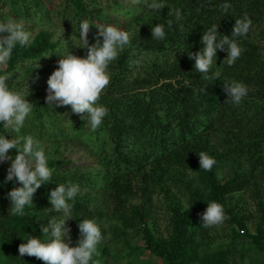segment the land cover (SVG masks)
Instances as JSON below:
<instances>
[{
  "label": "trees",
  "instance_id": "16d2710c",
  "mask_svg": "<svg viewBox=\"0 0 264 264\" xmlns=\"http://www.w3.org/2000/svg\"><path fill=\"white\" fill-rule=\"evenodd\" d=\"M29 1L35 6L39 4L38 0ZM64 2L70 7V18L77 25L84 20L94 25L89 32L92 39H96L99 32L95 25L108 26L106 18L99 14V7H93L96 4L94 0ZM161 2L165 7L160 12L148 8L146 13H135L131 17L133 27L129 29V46L137 51L152 53L168 50L174 53V58L165 65L153 63L145 70L144 77L128 79L125 49L118 60L109 65L111 82L99 101L107 107L109 115L93 138L98 141L102 132L110 145V155L103 152L101 158V176L104 178L105 200L119 214L116 215L119 227H109L108 235L128 248L123 230L136 227L142 243L129 248H142L163 260L164 264L194 261L199 264H227L226 249L212 253L198 251L199 246L194 241L195 225L189 215H199L201 205L218 202L230 217L228 224L242 229V233L233 231L232 240L242 234L247 235L264 251V229L261 227L264 201L254 181V178L264 179L263 171V174L256 172L264 167V0ZM225 4L230 5L228 14L222 11ZM176 10L182 14L179 21L174 15ZM244 17L251 19L252 26L245 37L237 38L244 50L240 59L233 66H228L225 59L217 65L216 71L212 67L210 79L205 80L202 74L196 72L195 60L189 57V53L199 52L204 47L201 43L203 32L213 25H218L221 35L231 38L236 19ZM168 20H172L171 28L167 27ZM122 24V30H128L127 22ZM156 24L165 25L166 38L163 41L152 39L151 28ZM54 48L55 43L48 32L38 31L29 45L15 47L0 75L6 74L11 79L9 72L14 70V74H21L23 65L20 64L24 60H37ZM219 54L224 58L227 56L225 51L218 49ZM39 73V69L26 66L21 76L29 79ZM232 81L248 87V95L240 106L225 102L228 97L224 83ZM205 86L206 93L201 91ZM30 101L34 107L25 120L27 125L35 121L40 123L41 118H48L50 109L56 107L48 106L43 97ZM65 107L72 112L70 106ZM24 130L21 128L20 133ZM4 132V126L0 124V135ZM200 152L216 160L211 171L200 169ZM16 154L14 149L13 158ZM238 161L245 162L242 169L237 166ZM69 163L59 156L48 159V165L53 169L52 182L37 190L33 205L26 207L24 217L12 216L8 212L11 205L7 194L20 184L0 179V264H43L35 257H20L18 247L31 237H38L44 242L50 239L43 236L41 226H47L53 218H61V213L49 209L50 191L59 184H75L80 190L93 186L92 180L85 178L84 174L67 172L64 167ZM224 163L230 165V177L218 179L216 170ZM174 169L192 172L198 187L193 188L192 181L179 176ZM168 180L173 187H180L187 193L190 206H194L195 211L181 210L177 203H169L167 233L165 237H159L147 227L146 219L151 195L156 189L162 190L161 183ZM245 187L253 188L259 211L253 234L247 230L245 219L237 216L226 201L229 194ZM69 203L74 205L73 220L68 221L72 246H76L80 238L78 224L84 219L96 221L103 236L106 234L101 225L104 216L90 199L78 193ZM108 248L105 243L99 245L100 255L94 257L98 264H106Z\"/></svg>",
  "mask_w": 264,
  "mask_h": 264
},
{
  "label": "clouds",
  "instance_id": "9594fccd",
  "mask_svg": "<svg viewBox=\"0 0 264 264\" xmlns=\"http://www.w3.org/2000/svg\"><path fill=\"white\" fill-rule=\"evenodd\" d=\"M131 4L148 7L155 12H160L165 7L161 0H151L150 3L149 0H131ZM229 8L230 5L225 4L222 11L228 14ZM174 15L177 21L182 19L180 10H176ZM91 26L94 25L88 20L80 23V43L76 45L87 49L86 57L70 52L61 56L57 62L58 67L47 80L45 99L50 107L70 106L71 111L77 115L83 116L86 113V121L91 131L95 132L109 115L107 107L99 103L111 82L109 65L118 60L124 48L131 43V38L130 34L121 28L95 25L99 32L95 43L90 44L88 34ZM251 26L252 21L248 17L236 19L231 38L221 35L218 25L204 31L201 37L204 47L199 52L189 53V57L195 60L196 72L202 74L205 80L210 79L213 64L217 61L218 49L227 53L226 62L228 66H233L244 51L237 38L245 37ZM167 27H172V20H168ZM151 34L152 39L163 41L166 38L165 25L156 24L151 28ZM29 43L30 33L25 31L22 24L13 20L0 21V70L7 66L17 45L24 47ZM9 78L6 74L0 75V124L5 129L19 133L34 104L26 99L29 90L25 95L9 88ZM201 91L206 93V86ZM224 91L228 97L225 102L234 106H240L248 95V87L237 81L224 83ZM13 149L17 152L14 158L10 155V150ZM198 156L200 169L207 172L216 165V160L207 153L200 152ZM8 161H11V164L7 169L6 181H16L20 184L7 194L11 205L8 212L12 216L24 217L26 207L33 205L37 190L52 182L53 169L48 165L44 148L32 136L21 140L0 135V164ZM79 191V186L75 184H59L50 191L49 202L57 213H61V218H53L47 226H41L43 236L50 238L47 242L38 237H31L27 242L21 243L18 247L20 257H35L43 261V264H98L94 257L100 255L99 245L104 236L96 221L84 219L79 222L80 238L76 246H72L68 221L73 220L71 216L74 205L69 201H73ZM207 204L206 210L201 214L202 227H218L230 219L222 204L215 201Z\"/></svg>",
  "mask_w": 264,
  "mask_h": 264
},
{
  "label": "rangeland",
  "instance_id": "374dc122",
  "mask_svg": "<svg viewBox=\"0 0 264 264\" xmlns=\"http://www.w3.org/2000/svg\"><path fill=\"white\" fill-rule=\"evenodd\" d=\"M87 1V0H86ZM95 9L99 7V14L106 18L108 26H115L122 29V22L128 24L127 31L130 34V19L135 13H146L148 7L133 6L131 0H94ZM37 6L33 5L29 0H0V21L13 20L24 26L25 31L30 33L31 38L38 31H46L52 42L55 43V48L52 51L46 52L41 58L31 61L24 60L20 65H23L20 72L26 66L37 68L41 71L38 75L23 79L21 74H14V70L10 71L11 79L7 81L11 90H16L27 95L30 99L46 98L47 96V80L52 72L58 67V60L61 56L67 55L69 52L86 57L87 49L79 48V30L80 25H77L73 18H70V7L67 6L64 0H38ZM151 0H149V3ZM74 32V33H73ZM89 43H95L96 39L88 34ZM102 40V37H100ZM127 56L125 57L128 73L126 77L132 79L145 76V70L153 63L165 65L174 58V53L171 51H163L160 53H152L145 51H137L127 45ZM47 56V57H46ZM224 56L217 55V61L213 64L216 67L224 61ZM39 66V67H38ZM4 69V68H3ZM16 70V69H15ZM18 71V70H17ZM5 75V74H1ZM38 77V78H37ZM31 102V101H30ZM87 114L77 115L70 112L66 107H53L49 111V117H42L41 122H31L27 125L24 122L23 133H15L10 129H5L3 135L8 139L19 138L23 140L27 136H32L45 150L48 159L59 156L71 163L64 168L67 172L76 174H84V177L90 178L93 186L80 190L79 194L85 195L91 200L93 205H96L103 214L104 218L101 222L103 228L106 229V234L102 243H105L108 248L106 264H164V261L158 257L149 254L142 248L130 249L129 247L141 246L142 240L140 234L135 231V228L124 229L123 233L129 245L125 248L121 242L115 241L109 237V227L118 226L117 216L111 204L105 200L104 178H102V157L103 152L110 155V145L107 142V137L104 133H99V140H94L95 132H92L90 125L86 121ZM14 150V149H13ZM13 150H10V155L13 157ZM11 161L0 164V179H6L7 169ZM245 162L238 161L237 166L243 168ZM63 169V170H65ZM57 169L56 171H58ZM230 165L224 163L216 170V177H230ZM264 167L256 170L257 173L263 174ZM185 179L192 181V187L197 188L196 182L193 180V173L174 169ZM256 189L261 195V200L264 201V179L254 178ZM162 190L151 195V206L148 209V219H146L147 227L151 229L155 236L165 237L167 233V218L168 204L177 203L181 210L188 209L195 211L194 206H190L188 195L182 188L173 187L170 181L161 183ZM104 187V188H103ZM171 200V201H168ZM132 201V200H131ZM227 203L232 207L237 216L245 219V226L250 233H254V225L258 220L259 211L256 206V198L253 188L245 187L237 192H233L227 196ZM133 203L136 200L132 201ZM208 205H201L198 210L200 214L196 216L189 215L195 227L194 241H197L198 251L202 253L214 252L216 250H227V264H264V251L255 242H252L247 235H243L232 240L233 231H238L239 227L230 225L226 221L223 225L212 228H204L201 226V214L206 210ZM50 210H54L52 205ZM119 227V226H118ZM264 229V221L261 224ZM239 233V232H238ZM264 247V237L262 240ZM188 264H199L198 261Z\"/></svg>",
  "mask_w": 264,
  "mask_h": 264
},
{
  "label": "built area",
  "instance_id": "2783aa9c",
  "mask_svg": "<svg viewBox=\"0 0 264 264\" xmlns=\"http://www.w3.org/2000/svg\"><path fill=\"white\" fill-rule=\"evenodd\" d=\"M238 232H239V233H242V229H239Z\"/></svg>",
  "mask_w": 264,
  "mask_h": 264
}]
</instances>
